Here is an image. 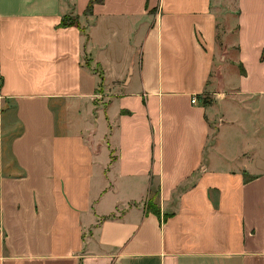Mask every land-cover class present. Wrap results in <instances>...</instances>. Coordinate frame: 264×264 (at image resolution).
<instances>
[{
  "label": "crops",
  "instance_id": "0c3cea01",
  "mask_svg": "<svg viewBox=\"0 0 264 264\" xmlns=\"http://www.w3.org/2000/svg\"><path fill=\"white\" fill-rule=\"evenodd\" d=\"M89 1L0 0V264H264V0Z\"/></svg>",
  "mask_w": 264,
  "mask_h": 264
},
{
  "label": "rangeland",
  "instance_id": "374dc122",
  "mask_svg": "<svg viewBox=\"0 0 264 264\" xmlns=\"http://www.w3.org/2000/svg\"><path fill=\"white\" fill-rule=\"evenodd\" d=\"M232 43V42H231ZM227 44V43H226ZM216 46H218V57H217V60H215V64L217 66H220L222 65V57L224 55H226V52H225V44L222 43V41L218 38V40L216 39ZM216 90H219V89H216ZM209 94H205L203 97H201V99L203 100H210V97L208 96ZM219 97V96H218ZM103 98V96H101V98L99 100H101Z\"/></svg>",
  "mask_w": 264,
  "mask_h": 264
},
{
  "label": "trees",
  "instance_id": "16d2710c",
  "mask_svg": "<svg viewBox=\"0 0 264 264\" xmlns=\"http://www.w3.org/2000/svg\"><path fill=\"white\" fill-rule=\"evenodd\" d=\"M98 0H90L89 1V4L87 6V10L90 8V5L93 3V2H97ZM74 23L73 21L71 20H68V19H63L61 22H60V26L61 27H66V26H72ZM146 212H151L153 213L154 215L158 216V211L157 209L150 203L148 202L147 205H146Z\"/></svg>",
  "mask_w": 264,
  "mask_h": 264
},
{
  "label": "built area",
  "instance_id": "2783aa9c",
  "mask_svg": "<svg viewBox=\"0 0 264 264\" xmlns=\"http://www.w3.org/2000/svg\"><path fill=\"white\" fill-rule=\"evenodd\" d=\"M195 103V99H194V97H191L190 98V104H194Z\"/></svg>",
  "mask_w": 264,
  "mask_h": 264
}]
</instances>
